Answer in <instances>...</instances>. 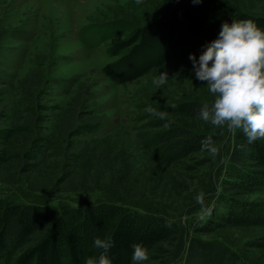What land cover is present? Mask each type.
I'll list each match as a JSON object with an SVG mask.
<instances>
[{
  "label": "rangeland",
  "instance_id": "obj_1",
  "mask_svg": "<svg viewBox=\"0 0 264 264\" xmlns=\"http://www.w3.org/2000/svg\"><path fill=\"white\" fill-rule=\"evenodd\" d=\"M232 10L264 16V0H203L200 4L192 0H0L1 93L19 103L17 84L38 60L49 66V77L64 83L50 89L53 93L47 103L53 114L44 128L49 143L38 149L33 165L22 169L28 160L25 150L30 149L26 147L28 132L18 130L10 139L0 136V158L4 159L0 163V197L79 206L122 201L170 215L179 223L181 234L152 245L144 264H183L187 243L194 235L228 244L244 262L264 264V224L224 225L203 235L196 234L192 225L207 215L202 210L187 214L198 207L196 197L211 184L218 190L222 187L221 159L226 162L232 142L226 128H213L180 110L185 103L203 105L212 100L206 83L195 78L191 61H169L120 84L101 74L104 66L121 56H111L109 49L126 40L135 28L174 18L198 24L204 30L201 45L205 48L218 37L224 22L231 23ZM165 71L169 80L157 87L153 78ZM78 87L83 92L90 90L92 96L88 102L92 108L89 112L83 108L85 115L103 120L93 131L66 138L57 123ZM148 107L169 116L160 120L146 111ZM27 109L22 107L21 112ZM32 112H27V120ZM26 119L24 125L30 126ZM176 127L214 137L220 155L213 158L201 147L172 162L158 158V136ZM69 146V151L86 153L70 174L63 169L62 156ZM224 190L237 199L264 204V189L253 193ZM18 255L6 254L0 264H12Z\"/></svg>",
  "mask_w": 264,
  "mask_h": 264
},
{
  "label": "trees",
  "instance_id": "obj_2",
  "mask_svg": "<svg viewBox=\"0 0 264 264\" xmlns=\"http://www.w3.org/2000/svg\"><path fill=\"white\" fill-rule=\"evenodd\" d=\"M231 15V21L251 19L264 29V16L236 10H232ZM87 36L83 40H87ZM203 36L201 25L175 18L146 23L131 31L126 40L109 49L111 56H121L104 66L101 74L110 82L120 84L135 80L169 61L188 60L189 54L199 57L205 50L201 45ZM48 70L49 66L38 60L20 79L17 84L19 103H12L0 91V136L10 139V134L18 133V130L28 132L26 147L30 149L24 153L25 159H28L22 167L24 171L37 161L38 149L49 143V135L44 128L48 126L53 113L47 97L52 95V88L64 84L60 78L49 77ZM83 89H75V94L66 103L58 120L57 127L66 138L93 131L102 123L103 119L99 117L85 115L92 108L88 103L92 96L90 90L83 92ZM201 106L185 103L180 105V110L198 116ZM22 107L28 108L22 111L24 114L21 112ZM83 108H88V111L85 112ZM29 110H33L31 120L26 119ZM25 119L30 126L24 125ZM226 136L232 142L226 162L222 163L219 171L222 187L218 190L211 184L205 193V204H211L212 212L205 220L192 225L196 234H210L224 225L239 227L264 224V204L237 199L224 190L228 188L236 192L253 193L264 189V140L248 144L241 130L228 131ZM207 137L173 128L158 136L157 157L172 162L201 148V142ZM212 139L216 140L214 137ZM70 148L62 153L65 161L63 169H68L69 174L86 155L84 151H69ZM3 160L0 158V163ZM207 194L212 196V202ZM200 210L199 204L187 214L193 215ZM180 234L179 223L170 215L132 207L122 201L79 206L68 203L55 205L42 200L34 203L18 202L6 196L0 197V259L6 254L19 252L12 264H85L87 258H98L100 255L101 250L93 246L97 236L111 239L113 246L108 256L112 264H132L133 244H142L149 249L158 242L176 238ZM183 264L254 263L244 262L236 250L222 241L194 235L187 243Z\"/></svg>",
  "mask_w": 264,
  "mask_h": 264
},
{
  "label": "clouds",
  "instance_id": "obj_3",
  "mask_svg": "<svg viewBox=\"0 0 264 264\" xmlns=\"http://www.w3.org/2000/svg\"><path fill=\"white\" fill-rule=\"evenodd\" d=\"M202 2L192 0L194 4ZM188 59L195 78L206 83L212 96L211 103H204L199 109L198 118L213 128L241 130L248 144L264 140V29L251 19L224 22L218 37L205 46L199 58L189 54ZM168 80L165 71L154 77L153 83L161 87ZM146 111L160 120L169 116L153 107ZM201 147L213 158L220 155L211 136L201 142ZM196 201L205 215H211L212 207L205 204V193L201 192ZM93 246L101 250L100 255L87 258L85 264H112L108 256L113 246L110 238L97 236ZM132 249V264H144L149 259L148 249L142 244H133Z\"/></svg>",
  "mask_w": 264,
  "mask_h": 264
}]
</instances>
